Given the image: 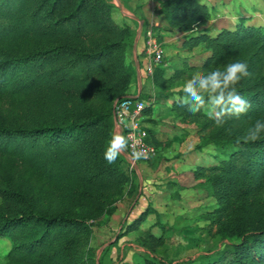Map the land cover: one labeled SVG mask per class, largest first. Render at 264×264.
Wrapping results in <instances>:
<instances>
[{
  "label": "trees",
  "instance_id": "16d2710c",
  "mask_svg": "<svg viewBox=\"0 0 264 264\" xmlns=\"http://www.w3.org/2000/svg\"><path fill=\"white\" fill-rule=\"evenodd\" d=\"M156 11L158 38L161 31L184 33L183 50L210 52L199 63L184 59L171 74L162 58L147 75L152 91L134 97L146 102L148 121L159 104L173 123L194 127L197 150H218L215 162L198 163L193 174L211 187L217 207L209 222L228 242L196 264H264V130L257 140L247 138L257 119L264 123V25L238 17L209 34L204 26L212 8L200 0H159ZM113 13L106 0H0V237L9 242L0 260L6 264H95L94 227L119 202L135 199L134 170L121 154L111 164L104 158L114 103L129 96L134 82L126 51L135 30ZM237 60L247 63L248 75L223 88V105L214 103L220 89L197 88L200 102L184 99L183 85L223 73ZM229 93L241 98L244 112L233 110ZM146 130L158 155L161 141ZM152 212L141 211L116 241L137 234L146 252L159 253L164 230H140ZM136 264L165 263L143 257Z\"/></svg>",
  "mask_w": 264,
  "mask_h": 264
},
{
  "label": "rangeland",
  "instance_id": "374dc122",
  "mask_svg": "<svg viewBox=\"0 0 264 264\" xmlns=\"http://www.w3.org/2000/svg\"><path fill=\"white\" fill-rule=\"evenodd\" d=\"M154 1L153 11L156 14L159 0ZM200 1H206L212 8L211 19L204 26L209 34L232 27L238 17H246L247 23L264 25V0ZM114 12V20L123 23L124 21L118 17L119 10L116 8ZM157 16L155 15L154 19ZM152 24L154 28L156 22ZM153 30L157 33L156 27ZM161 33L159 38L163 43L162 58L167 74H171L173 68L180 66L184 59L190 63H199L210 54L202 46L191 51L183 50L184 33L164 31ZM129 59L130 54H128V63ZM129 70L132 71L131 68ZM142 71L147 76L144 65ZM145 90L152 91L149 82ZM160 110L159 104L153 105L150 119L154 122L148 121V117L145 116L143 119V126L152 130L161 141L158 155L151 163L142 160L137 162V164L145 162L147 168L142 172L139 170V174L136 172L137 169L133 172L135 199L130 205L127 200L121 203L125 213L135 204L142 211L146 207L152 209L154 212L150 213L140 225V230L142 232L149 230L155 235H160L163 229L166 243L160 248L159 253L152 254L146 252L144 247L136 242L137 234L132 233L124 235V240L117 244V249L112 253L111 241L114 242L113 244L116 243L117 237L121 235V229L118 232L112 230L100 239V232H97L99 228L94 227V237L90 246L95 249V264H136L141 262L143 257H155L165 264H196L200 258L205 260L228 242L220 238L217 228L209 222V214L217 207L211 187L203 180L196 179L193 174L198 163L208 165L215 162L218 150L215 146L197 150L195 146L199 143V137L194 127L184 123H173L167 118L168 113H161ZM169 182L176 185L175 191L170 192L166 189ZM100 242L107 244L101 246ZM106 245L108 246L103 250L104 252L102 251V256L98 257L99 246L105 248ZM8 249L9 242L0 237V258Z\"/></svg>",
  "mask_w": 264,
  "mask_h": 264
},
{
  "label": "crops",
  "instance_id": "0c3cea01",
  "mask_svg": "<svg viewBox=\"0 0 264 264\" xmlns=\"http://www.w3.org/2000/svg\"><path fill=\"white\" fill-rule=\"evenodd\" d=\"M106 1L110 5H112L114 9L117 8L119 10L118 17H120V19H122L124 22L129 23L135 30L133 44L131 47L127 49L126 58L128 59V54H130V59H129L130 61L129 63L127 61V66L128 69L130 68L132 69V71L131 70L129 71L134 75V82L132 83V87L129 90L128 95L136 97L140 94L141 90H144L146 88V85L148 83L147 76H145L142 71V65H144V59H143L144 57L143 49L145 45L144 32H145V28L151 25L155 21L154 19L155 13L153 11L155 7V1L154 0H106ZM202 2H206V1H202ZM256 25H260V24H256ZM115 133L124 135L121 129L116 127L113 118V134ZM121 155L124 157L125 160H127V155L125 150L121 152ZM145 164H146L145 162H141L136 165V169H137L136 172L138 174H139V170L140 172H142V170H145L147 168ZM122 206H123L122 203L119 202L116 211L110 217H108L109 219H104L101 226H97L99 228L97 232L98 233L100 232L99 235L100 239L104 238L105 234L107 235L108 232H111L112 230L118 232V230L121 229L120 232L122 233L125 230L126 226L133 221V218L137 217L138 214L142 211V209H138L139 206L135 204V206H133L131 210H128L125 213V211L122 209ZM93 237H94V233L92 236V240ZM122 240H124V236L120 237L115 244H113L114 242L111 241L112 244L110 243L111 244L110 251H112V253L114 252L115 249H117L118 246L117 244H120ZM107 242L105 243L100 242L99 244L102 246V244L103 245L107 244ZM108 245H106L105 248L99 246L97 250L98 257L102 256L101 255L102 251L106 249Z\"/></svg>",
  "mask_w": 264,
  "mask_h": 264
},
{
  "label": "built area",
  "instance_id": "2783aa9c",
  "mask_svg": "<svg viewBox=\"0 0 264 264\" xmlns=\"http://www.w3.org/2000/svg\"><path fill=\"white\" fill-rule=\"evenodd\" d=\"M144 69L151 75L154 67L163 57L162 42L152 28L144 32ZM146 102L133 96H125L114 103L113 118L117 128L127 139L125 149L130 170L136 171L138 161H148L157 155L156 148L147 140V130L143 126V109ZM136 153H141L136 157Z\"/></svg>",
  "mask_w": 264,
  "mask_h": 264
},
{
  "label": "clouds",
  "instance_id": "9594fccd",
  "mask_svg": "<svg viewBox=\"0 0 264 264\" xmlns=\"http://www.w3.org/2000/svg\"><path fill=\"white\" fill-rule=\"evenodd\" d=\"M247 68L248 65L245 61L237 60L233 63H229L228 65H226L223 69V73H221L220 71H214L210 76L206 78H200L190 83H186L182 87L184 99L187 101L200 102L201 95L198 94L197 88L210 90L212 92H215L217 89H220V94L215 97L214 103L216 105H223L225 103L223 88L227 87L229 84H234L241 78V76L248 75ZM221 75H223L222 80L220 79ZM227 100L231 102V104L233 105V110L236 113H241L246 110L244 102L239 96H235L229 93ZM195 110L196 109H192L193 112ZM216 115L217 117H219L220 115H222V112L217 113ZM262 130H264V123H261V121L257 119V121L255 122V131L248 133L247 138L249 140L259 139L260 132ZM126 146L127 139L124 135L119 133L113 134L104 152V158L109 164L114 163L117 156L126 149ZM135 155L137 158H139L141 153H136ZM0 264H6V262L0 260Z\"/></svg>",
  "mask_w": 264,
  "mask_h": 264
}]
</instances>
